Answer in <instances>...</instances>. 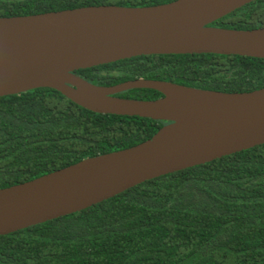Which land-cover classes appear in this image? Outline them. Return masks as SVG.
I'll list each match as a JSON object with an SVG mask.
<instances>
[{
  "label": "trees",
  "instance_id": "obj_1",
  "mask_svg": "<svg viewBox=\"0 0 264 264\" xmlns=\"http://www.w3.org/2000/svg\"><path fill=\"white\" fill-rule=\"evenodd\" d=\"M176 0H0V18ZM211 27H264V0ZM109 87L136 79L224 93L264 88V59L140 56L74 72ZM119 98L156 100L135 89ZM164 122L100 115L40 88L0 98V189L150 139ZM0 264H264V145L145 181L80 212L0 236Z\"/></svg>",
  "mask_w": 264,
  "mask_h": 264
},
{
  "label": "water",
  "instance_id": "obj_2",
  "mask_svg": "<svg viewBox=\"0 0 264 264\" xmlns=\"http://www.w3.org/2000/svg\"><path fill=\"white\" fill-rule=\"evenodd\" d=\"M256 0L89 6L0 18V98L47 88L100 115L164 122L150 139L0 189V236L68 216L145 181L264 145V88L224 93L136 79L94 85L74 74L140 56L264 59V27H211ZM135 89L156 100L119 98Z\"/></svg>",
  "mask_w": 264,
  "mask_h": 264
}]
</instances>
